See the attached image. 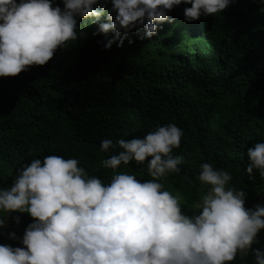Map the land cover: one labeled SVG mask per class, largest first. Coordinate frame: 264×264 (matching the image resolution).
<instances>
[{
    "label": "trees",
    "instance_id": "1",
    "mask_svg": "<svg viewBox=\"0 0 264 264\" xmlns=\"http://www.w3.org/2000/svg\"><path fill=\"white\" fill-rule=\"evenodd\" d=\"M62 5V0H55ZM190 6V5H189ZM264 6L260 0H233L223 13L188 22L186 5L175 6L151 38L133 30L122 47L96 34L98 25L79 21L82 33L56 51L45 65L0 77V187H9L17 169L34 158L75 157L90 175L110 180L102 161L121 149L120 139L144 137L158 125L183 129L174 156L181 171L162 178L183 196L189 210L206 186L198 179L209 162L230 171V186L246 192V207L264 204V178L247 173V149L264 140ZM143 37V38H142ZM112 139L115 148L101 150ZM119 171L152 179L147 160L123 163ZM10 215L0 243L19 246L9 233L23 235L33 219ZM254 248H264V229ZM230 264H253L251 253Z\"/></svg>",
    "mask_w": 264,
    "mask_h": 264
},
{
    "label": "clouds",
    "instance_id": "2",
    "mask_svg": "<svg viewBox=\"0 0 264 264\" xmlns=\"http://www.w3.org/2000/svg\"><path fill=\"white\" fill-rule=\"evenodd\" d=\"M233 0H0V77L16 76L45 65L68 41H75L79 21L98 25L97 33L122 47L134 29L151 38L171 19L175 6L186 5L188 22L223 13ZM264 5V0H260ZM190 5V6H189ZM264 13V6L260 8ZM142 37V38H143ZM183 129L158 125L144 137L120 139L117 154L102 161L113 170L102 181L77 158L47 155L17 169L9 187H0V228L11 215L33 219L19 246L0 243V264H230L251 253L264 264V250L254 248L264 229V204L246 207V192L230 186L233 175L209 162L198 179L206 186L189 210L183 196L168 190L162 178L179 173L183 158L174 156ZM101 150L115 148L112 139ZM246 171L264 178V140L247 149ZM143 163L152 179L119 171L129 161Z\"/></svg>",
    "mask_w": 264,
    "mask_h": 264
},
{
    "label": "rangeland",
    "instance_id": "3",
    "mask_svg": "<svg viewBox=\"0 0 264 264\" xmlns=\"http://www.w3.org/2000/svg\"><path fill=\"white\" fill-rule=\"evenodd\" d=\"M263 250H264V248H263Z\"/></svg>",
    "mask_w": 264,
    "mask_h": 264
}]
</instances>
